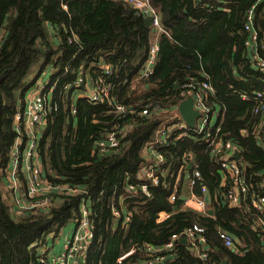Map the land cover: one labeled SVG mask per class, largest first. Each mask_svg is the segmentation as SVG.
<instances>
[{
  "label": "trees",
  "instance_id": "1",
  "mask_svg": "<svg viewBox=\"0 0 264 264\" xmlns=\"http://www.w3.org/2000/svg\"><path fill=\"white\" fill-rule=\"evenodd\" d=\"M148 2L159 15L162 33L153 31L150 18L124 0H0V264H40L38 246L51 237L52 250L58 251L54 242L59 231L79 217L83 196L64 197L47 211L16 217L3 184L17 135L15 115L46 72L57 86L36 153L48 181L87 191L94 239L85 264H119L118 255L133 246L134 255L123 264H144L146 245L163 246L173 234L194 225L204 229L208 259H199L187 244L176 242L174 255L162 264H264L261 214L247 200L238 206L227 203L219 165L209 149L192 137L176 140L175 133L171 135L157 172H165V180L150 189L149 197L126 190L147 164L144 147L156 137L161 121L172 109L176 111L182 86L197 78L199 71L207 74L214 89L207 104L217 115L222 138L231 141L241 156L238 164L246 180L264 179V144L257 140L261 115L253 113L257 103L252 99L254 93L264 92V74L252 61L244 30L247 11L256 5L253 46L264 59V0ZM156 35L159 49L153 72L141 78ZM105 68L111 73L105 74ZM81 77L84 82L76 88ZM98 77L111 86L108 101L96 104L77 96L90 90ZM110 102L132 107L135 113L115 115ZM146 106L168 112L139 115ZM113 126L128 129L120 151L92 153L94 140ZM189 157L198 165L211 197V216L182 208V200L169 201L174 185L180 194ZM121 200H126L131 213L124 230L111 213ZM161 211L171 215L157 222ZM218 231L242 246L235 241L237 250L224 247Z\"/></svg>",
  "mask_w": 264,
  "mask_h": 264
},
{
  "label": "built area",
  "instance_id": "2",
  "mask_svg": "<svg viewBox=\"0 0 264 264\" xmlns=\"http://www.w3.org/2000/svg\"><path fill=\"white\" fill-rule=\"evenodd\" d=\"M140 13L151 20L153 31L157 34L164 32L160 24L159 15L150 5L148 0H124ZM256 5H252L246 14L244 30L248 32L249 39L245 41L246 47L251 51L254 65L264 74V59L257 56L253 43L256 40L252 27V19ZM157 35L153 40L146 61L145 69L141 72V78L149 77L153 72L155 58L158 53ZM111 73L105 68V74ZM198 77H193L190 82L183 85L181 101L187 97L192 98L193 109L198 112L194 127L189 128L181 120L177 107L172 116H166L157 128L156 137L144 147L143 155L145 164L137 173L136 182L128 183L126 190L130 194L149 197L150 189L157 186L160 181L165 180V172L158 174L165 158L162 148L168 146L170 137L175 133V139L193 138L199 144L205 145L211 157L219 165L223 174L221 184L225 187L224 197L230 206L240 205L242 200H247L258 213L261 214V228L264 233V179L248 182L244 169L233 157L236 154L231 141L224 140L220 134V127L216 113L213 114L211 106L207 104L208 98L214 94V89L208 82L207 74L199 71ZM84 82L78 78L75 85L78 88ZM57 83L51 79L50 72L41 75L28 91L21 112L15 115L16 138L9 151L8 166L3 177L5 189L12 197V211L14 216L23 217L31 211H47L54 207L64 197L83 196L79 206V217L74 221V228L71 234L64 237V242L58 251H53L46 241L38 248V259L40 264H85L87 252L94 239V223L91 217L89 202L85 198L87 191L77 185L53 184L44 177L37 157V145L40 138V131L43 128L48 112L51 110L52 95ZM87 86V85H86ZM111 94V86L104 83L103 78L98 77L97 83L91 85V89L79 92L77 96L86 98L88 101L101 104L108 101ZM246 99V96H242ZM252 99L257 103L253 113L261 115L260 131L258 132V143L264 144V92H256ZM111 113L115 115L133 114L134 108L119 103H111ZM54 109V108H53ZM168 110L160 108L144 107L138 113L141 116L165 114ZM128 131L127 127L120 128L113 126L101 138L92 143V153L105 155L118 153L121 149L122 138ZM244 133V132H243ZM124 135V136H123ZM185 179V193L177 195L174 188L169 201L174 203L177 199L182 200V208H189L197 212L206 213V201L203 196L207 188L202 183V175L192 157L187 159ZM191 166L190 170L187 167ZM179 178V177H177ZM167 187V184L164 182ZM126 200H121L118 206L113 205L111 213L113 220L120 221L117 227L126 229L130 222L131 213L127 208ZM175 208V209H174ZM174 211L177 209L175 206ZM171 213L161 211L157 213V222H163ZM218 238L224 247L235 251L236 245L233 237L224 232L218 231ZM185 238L186 243L194 256L206 261L208 259V240L204 236V229L194 225L178 234H173L169 241L163 246L144 247V264H162L174 255L176 242ZM136 251V247L122 251L117 257V263L127 262Z\"/></svg>",
  "mask_w": 264,
  "mask_h": 264
},
{
  "label": "water",
  "instance_id": "3",
  "mask_svg": "<svg viewBox=\"0 0 264 264\" xmlns=\"http://www.w3.org/2000/svg\"><path fill=\"white\" fill-rule=\"evenodd\" d=\"M177 111H178V114L181 120L184 121L185 124L189 128H193L195 119L198 116V112L193 109L192 98L190 96L178 104ZM233 158L238 161L240 160L241 156L238 153H236ZM190 169H191V166H188L187 170H190ZM207 214L211 215L212 210L207 211ZM180 242L185 244L187 241L185 238H183L180 240ZM222 264H226V263L223 262Z\"/></svg>",
  "mask_w": 264,
  "mask_h": 264
},
{
  "label": "rangeland",
  "instance_id": "4",
  "mask_svg": "<svg viewBox=\"0 0 264 264\" xmlns=\"http://www.w3.org/2000/svg\"><path fill=\"white\" fill-rule=\"evenodd\" d=\"M47 70H51V68L48 67ZM7 194H8V193H7ZM5 200H6L7 203L10 204L11 199H10L9 194H8V195L5 194ZM73 228H74V221H70L69 223H67V224H66V225H65V226L59 231V233H58V238H57L56 241L54 242V245H56V250H60V247L62 246V244H63V242H64V239H63V241H62V238H63L64 234L67 233V232H68L69 234H71L72 231H73ZM69 234H68V235H69ZM52 241H53V240H52L51 237H47V243H48L49 246L53 243ZM59 242H60V243H59ZM58 243H59V244H58ZM57 244H58V245H57ZM38 248H39V246H38Z\"/></svg>",
  "mask_w": 264,
  "mask_h": 264
},
{
  "label": "crops",
  "instance_id": "5",
  "mask_svg": "<svg viewBox=\"0 0 264 264\" xmlns=\"http://www.w3.org/2000/svg\"><path fill=\"white\" fill-rule=\"evenodd\" d=\"M181 102V100L179 101V103ZM178 103V104H179ZM178 104H177V106H178ZM176 106V107H177ZM172 114L170 115V116H172L173 114H174V111H170ZM178 112V111H177ZM177 181H178V178H176V180H175V184L177 183ZM185 179H184V181H182V183H181V185H180V194H184L185 193ZM174 188L176 187L175 185L173 186ZM179 194V195H180ZM203 198H204V200L206 201V214H207V211H209V210H212L211 208H210V204H211V197H210V195H209V193L207 192L206 193V195L205 196H203ZM212 214H213V210H212ZM211 214V215H212ZM211 215H209V216H211ZM69 233L67 232V233H65L64 234V236H63V238H62V241H63V239H64V237L66 236V235H68ZM238 244H240L241 245V243L238 241V239H236L235 240ZM60 243V242H59ZM58 243V244H59ZM242 246V245H241ZM61 248V247H60Z\"/></svg>",
  "mask_w": 264,
  "mask_h": 264
}]
</instances>
